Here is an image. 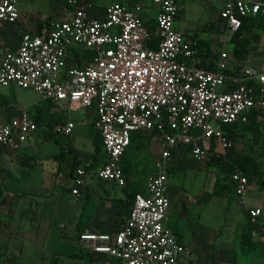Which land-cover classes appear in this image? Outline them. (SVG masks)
Returning <instances> with one entry per match:
<instances>
[{"label":"built area","instance_id":"1","mask_svg":"<svg viewBox=\"0 0 264 264\" xmlns=\"http://www.w3.org/2000/svg\"><path fill=\"white\" fill-rule=\"evenodd\" d=\"M66 20L53 21L44 35L25 31L0 63V84L30 89L56 110L94 106L93 121L105 161L96 177L125 186L122 158L133 133H157L163 148L154 174L129 206L114 233H81L85 248L114 257L118 264H179L188 248L166 221L170 211L169 168L176 151L196 161L209 160L215 148L233 145L225 126L249 123L254 116L264 130V71L231 66L222 49L210 67L200 64L197 37L176 28L179 0H150L151 16L138 0L114 1L102 18L92 16L90 0H65ZM264 17V0H226L219 11L226 31L238 32L250 18ZM20 18L18 0H0V24ZM89 51L88 57L83 56ZM78 54V55H76ZM67 121L57 128L68 135ZM37 125L27 110L0 119V147L19 149ZM89 162L72 173L73 193L87 184ZM63 175V171L58 173ZM229 179L240 198L249 189L238 168ZM252 223L262 208L248 209Z\"/></svg>","mask_w":264,"mask_h":264},{"label":"crops","instance_id":"2","mask_svg":"<svg viewBox=\"0 0 264 264\" xmlns=\"http://www.w3.org/2000/svg\"><path fill=\"white\" fill-rule=\"evenodd\" d=\"M114 1L132 0H90L88 11L92 16L102 18L105 6ZM138 1L144 4L146 14L152 16L155 13L150 0ZM205 1L206 8L212 14L217 12L214 16H217V20L211 21V26L219 31L220 36L219 42L216 34H212L209 42H206L207 38L200 42V64L210 67L212 60L224 49L228 54L229 65L249 66L264 71V28L246 24L238 32L226 31L219 17L226 0ZM179 2L181 9L176 28L202 39L189 32L185 4L182 0ZM18 9L20 18L17 22L0 24V63L6 51L16 49L23 32L47 34L53 21L66 20L72 10L65 0H28L27 4L18 0ZM243 32L249 33L251 37L250 50L245 60L241 61L234 56L233 48ZM23 90L27 89L0 84L1 120L16 117L24 109L33 119L35 115L42 117L34 133L27 137L19 149L0 147V264H118L114 257L83 247L79 239L81 233H114L124 223L130 206L128 181L120 187L114 182L97 178L96 170L101 165H95L88 171L87 184L78 195L72 191L74 168L91 161L93 156L92 150L90 156L81 158L83 149L79 148L78 143L84 141L93 144L94 133L91 128L96 118L95 107H84L90 109L82 120L71 116L73 111L80 108L66 113L53 106V111L43 112L44 109L37 106L36 102L43 99L38 95L36 100L29 101L27 98L30 94H25ZM64 119H71L75 123L71 134L58 131L60 124L56 125L55 130L58 132L54 129L40 131V127L47 129L49 121L56 124ZM94 132L96 134L97 130L94 129ZM143 134L133 133V136L137 140ZM214 151L216 155L224 156L225 151L222 149L217 147ZM60 171H63V175L58 174ZM248 192L237 201L243 209L246 206L257 207L249 202ZM169 215L166 224L171 227ZM263 216L256 224L243 220L230 221L223 230L213 231L209 243L219 245L209 248L207 252H200L204 244L195 235L196 232L188 235L184 232L185 226L175 222V227L171 228L189 250L187 255L180 258L179 264H264V222L260 221ZM247 222L253 225L251 238L254 244L249 247L241 241L242 228Z\"/></svg>","mask_w":264,"mask_h":264},{"label":"rangeland","instance_id":"3","mask_svg":"<svg viewBox=\"0 0 264 264\" xmlns=\"http://www.w3.org/2000/svg\"><path fill=\"white\" fill-rule=\"evenodd\" d=\"M23 1L27 4L28 0ZM99 1L108 2L110 0ZM182 1L185 4L189 32L195 33L202 39L207 38L206 42H209L212 34H216L217 42H219L220 33L215 28L213 30L211 26V21L217 20V16L214 17L217 12L212 14L206 8L205 0ZM23 92L30 94L27 98L29 101L38 98V94L33 90L27 89ZM36 102L37 106H41L44 110H54L53 105L46 100ZM88 109L90 108H80L73 111L71 116L82 120L87 117ZM64 120L56 124L49 121L47 129L40 127V131L48 132L52 129L57 131L55 130L56 125H63L67 121ZM94 129V124H92L91 132L95 135ZM238 132L239 136L235 141L234 149L249 155L256 168L254 172H250V189L247 194L250 198L249 202L264 211V130L257 122L239 126ZM163 144L161 135L145 133L128 147L126 159L130 165V171L125 173V184L128 181L129 188L134 185L146 186L155 172L153 163L158 158ZM78 145L83 149L80 155L83 159L90 156L92 150L94 151V145L91 142L81 141ZM172 164L173 167L168 177L171 200L169 224L171 227H175V222L184 225V232L188 235L196 232L195 235H198L204 244L200 252H207L209 248L219 245L214 242L213 245L209 243V236L213 231L223 230L230 221H250L247 214L250 206L243 209L242 204L240 206L237 204L240 196L230 182L226 164L220 167L209 160L196 161L190 153L182 150L176 151L172 157ZM260 221L264 222V216ZM262 228L264 229V223Z\"/></svg>","mask_w":264,"mask_h":264},{"label":"trees","instance_id":"4","mask_svg":"<svg viewBox=\"0 0 264 264\" xmlns=\"http://www.w3.org/2000/svg\"><path fill=\"white\" fill-rule=\"evenodd\" d=\"M248 24L252 25V26L264 28V17L259 16L257 18H250L248 20ZM250 37H251V35L249 33L243 32V33H241V35L239 36V38L237 39V41L234 44L233 54L237 59H239L241 61L245 60V58H246V56L250 50ZM202 41L204 42L203 39L197 38V46L198 47L200 45V42H202ZM76 55H78V54H76ZM82 55L85 57H88L90 55V53H89V51H84ZM48 103H50V102H48ZM45 111H47V110H43V112H45ZM41 119H42L41 116L35 115L34 121L36 122L37 126H39ZM250 123H253V124L257 123L254 116L251 118L249 123H242V124L246 125V124H250ZM238 126H239V123H233V124H229V125L225 126L226 135L232 141V143L235 142L239 136ZM134 137L135 136H133V134H132L130 145H132V143L134 142V140H135ZM93 145H94V152H93V156H92L91 161H89V167H88L89 170L92 169L93 166H95V165L97 166L98 164L101 165L105 161V154L102 150L101 139L98 135V132H96V134L94 135ZM128 147H127V149H128ZM127 149L125 150L123 158H122V169H123L124 173L130 171V165L128 164L127 159H126ZM62 153H63V149L61 148V154ZM101 158H103V159H101ZM212 160H214V161H212ZM209 161L215 163L217 166H220V167L223 166V164L224 165L227 164V166H228L227 172L228 173L231 169L238 168L248 177L249 181H250V172L252 173L256 169L254 164H253L254 163L253 159L247 154H243V153L236 151L234 149L233 145L225 150L224 156L216 155L215 152L212 153L211 157L209 158ZM76 163H77V161H76ZM171 170H172V166L169 168V173L171 172ZM216 183H217V181H216ZM144 191H145L144 187H142L140 185H134L132 188H130L128 190V193H127V196L129 198V205H131L132 199L137 193H144ZM252 230H253V225L251 222H247L243 226L242 233H241V241H242L244 246L249 247V246H252L254 244V242L252 241V238H251L252 237Z\"/></svg>","mask_w":264,"mask_h":264}]
</instances>
